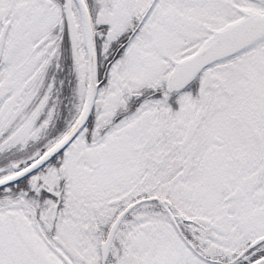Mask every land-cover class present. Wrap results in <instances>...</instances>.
<instances>
[{
  "label": "snow or ice",
  "instance_id": "1",
  "mask_svg": "<svg viewBox=\"0 0 264 264\" xmlns=\"http://www.w3.org/2000/svg\"><path fill=\"white\" fill-rule=\"evenodd\" d=\"M0 264H264V0H0Z\"/></svg>",
  "mask_w": 264,
  "mask_h": 264
}]
</instances>
